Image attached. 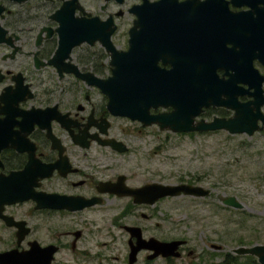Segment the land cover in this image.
I'll return each instance as SVG.
<instances>
[{
  "label": "flooded vegetation",
  "instance_id": "af4514ba",
  "mask_svg": "<svg viewBox=\"0 0 264 264\" xmlns=\"http://www.w3.org/2000/svg\"><path fill=\"white\" fill-rule=\"evenodd\" d=\"M221 1L203 19L199 0H0V181L27 196L0 198V255L14 252L0 256L4 262L51 247L49 264H128L139 239L176 240L154 231L156 205L171 196L146 203L126 192L155 183L152 169L129 157L144 160L155 148L151 135L171 132L146 124L148 113L176 110L182 100L179 111L195 124L251 116L252 100L264 99V62L251 56L250 26L225 12L248 6L227 0L224 9ZM112 68L118 100L131 87L127 98L140 116L108 108ZM214 77L228 82L219 87ZM257 110L264 116V101ZM215 131L226 132L181 133ZM180 183L188 182L173 184ZM96 213L111 214L100 224L125 235L123 256L109 250L113 236L91 239L100 232ZM152 251L140 246L131 264L139 253L159 257L146 259Z\"/></svg>",
  "mask_w": 264,
  "mask_h": 264
},
{
  "label": "rangeland",
  "instance_id": "374dc122",
  "mask_svg": "<svg viewBox=\"0 0 264 264\" xmlns=\"http://www.w3.org/2000/svg\"><path fill=\"white\" fill-rule=\"evenodd\" d=\"M129 16L124 13L122 18ZM151 143L155 148L148 150L149 155L144 160L137 154L129 157L133 165L137 163L148 171L152 169V174L148 175L150 180L166 184L188 182L207 188L209 193L202 198L180 195L159 201L154 219L155 234L182 238L184 245L179 248L178 257L159 256L147 261L143 253H139L134 264H217L223 254H232L236 246L264 244V127L250 135L224 131L203 134L162 131L151 135ZM229 195L241 204L240 209L221 203V198ZM110 215H90L102 217L95 222L100 232L91 239L107 240L108 236H113L112 243L107 241L108 248L123 256L127 252L125 235L100 224L109 225ZM90 229L94 232L93 226ZM100 264H126V261Z\"/></svg>",
  "mask_w": 264,
  "mask_h": 264
},
{
  "label": "water",
  "instance_id": "95a60500",
  "mask_svg": "<svg viewBox=\"0 0 264 264\" xmlns=\"http://www.w3.org/2000/svg\"><path fill=\"white\" fill-rule=\"evenodd\" d=\"M219 0H199L202 8L201 16L203 19H207L215 16L214 7ZM234 4H246L247 9L231 12L226 10V15L236 16L244 19L245 23L250 26V43H251V56L256 55L264 62V0H229ZM223 3V8L225 9V4L227 0L221 1ZM229 12V13H228ZM86 34V31H84ZM68 34V29H64V35ZM131 38H129V47L124 51V55H129L131 48ZM255 49V50H254ZM254 50V51H253ZM129 52V53H128ZM116 72L112 68V73L108 77L110 85H105V90L108 95V108L110 111L130 118H136L135 116H140V112L136 105L131 102L127 95L132 94V89L129 86L122 87L124 98L122 101L117 98V91L115 86ZM215 81L220 83L219 87L222 86V82H228L227 79L221 80L214 77ZM227 80V81H226ZM231 81V80H230ZM224 83V84H225ZM97 84L102 88V80L98 79ZM118 88V87H117ZM256 94H260V90H256ZM126 96V97H125ZM173 101V100H172ZM264 99L252 100L251 105V116H233L226 119L212 118L211 120L204 122L200 120L193 124V116H183L179 111L184 108L182 100L178 103L176 110L170 112H157L154 114H147L145 116H150L148 123H156L159 129H168L173 133L178 132H190V131H212L216 129H224L229 134H239L244 133L250 135L254 131L261 130L264 126V116L259 115L257 107L260 102ZM254 109V110H253ZM145 113V111L143 112ZM258 120L260 124H258ZM5 180L0 181V198H4L5 202L12 203L16 201H21L27 196L14 194L8 190L4 185ZM12 191V190H11ZM130 194L135 202H146L151 203L163 196H176L179 194L194 196V197H205L208 194V189L203 188L199 185H192L188 183L180 184H161V183H150L137 189H130L126 191ZM221 203L223 205L232 207L234 209H240L241 204L231 195L221 198ZM141 245L138 247L131 248L128 254V264L134 261V254L140 246H144L147 249L153 250L152 253L146 256V259H152L156 256L161 257H171L175 258L179 256V251L177 247L184 244L183 239H176L170 241H158L156 239L150 238L146 241L139 239ZM51 247L43 248L38 250H28L24 254H19L18 256H12L10 262H4L2 257H0V264H49L51 259ZM11 252H6L1 254L8 255ZM234 255H250L253 256L257 264H264V244H251L249 246H236L231 250ZM13 255V254H12Z\"/></svg>",
  "mask_w": 264,
  "mask_h": 264
},
{
  "label": "trees",
  "instance_id": "16d2710c",
  "mask_svg": "<svg viewBox=\"0 0 264 264\" xmlns=\"http://www.w3.org/2000/svg\"><path fill=\"white\" fill-rule=\"evenodd\" d=\"M191 134V133H189ZM217 264H257L255 259L250 255H232L225 253Z\"/></svg>",
  "mask_w": 264,
  "mask_h": 264
}]
</instances>
